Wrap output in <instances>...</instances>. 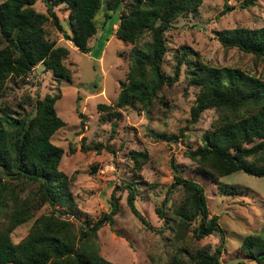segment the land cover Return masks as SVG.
Instances as JSON below:
<instances>
[{
  "label": "rangeland",
  "instance_id": "1",
  "mask_svg": "<svg viewBox=\"0 0 264 264\" xmlns=\"http://www.w3.org/2000/svg\"><path fill=\"white\" fill-rule=\"evenodd\" d=\"M106 1L100 0L92 16L95 31L87 39L86 52L65 39L50 17L42 23L43 36L67 48L61 62L69 70V78H57L37 62L24 76L8 77L1 92L0 108H9L10 112L24 110L28 115L33 112L30 103L35 98L45 93L59 94L53 107L63 124L49 139L63 150L57 168L68 177L70 194L67 203H57L55 207L73 209L76 222L84 218L91 222L109 210L112 192L117 209L111 224L105 222L96 230V243L99 254L114 264H164L173 256L185 263L195 251L212 253L218 245L217 257L222 264H264V258L256 262L242 247L245 236L262 234L264 175L238 169L212 178L196 170V160L187 151L202 144L203 133L212 128L218 114L216 108H204L194 122L189 119L190 105L199 88L190 81L193 67L234 66L264 78V57L223 45L217 37L222 30L264 25V0H201L197 8L183 10L170 20L163 32L161 71L169 78L178 63V75L170 84L163 83L145 106L135 99L115 105L119 82L126 80L134 51L132 43L114 33L118 11L107 17ZM33 7L45 12L41 0H35ZM53 10L61 27L69 33L65 5H53ZM148 37V32H144L136 47L143 48ZM97 103L103 106L99 108ZM11 116L18 117L12 112ZM69 145L75 149L69 151ZM138 154L142 155L137 157ZM172 165L180 176L201 186L207 215H217L222 239L217 231L201 237L193 235L199 214L186 219L182 235L176 239V210L181 203H188L189 192L181 184L167 190L173 179ZM123 184L133 186L134 206L146 223L130 212ZM226 186L237 191H224L228 190ZM32 188L25 181L20 193L27 194ZM156 207H161L163 216ZM48 210L50 206L41 203L33 216ZM68 211H63L64 215ZM31 220L10 231L12 241L25 234Z\"/></svg>",
  "mask_w": 264,
  "mask_h": 264
},
{
  "label": "trees",
  "instance_id": "2",
  "mask_svg": "<svg viewBox=\"0 0 264 264\" xmlns=\"http://www.w3.org/2000/svg\"><path fill=\"white\" fill-rule=\"evenodd\" d=\"M34 1H0V97L8 77L24 76L37 62H41L45 69L49 68L57 78H69V70L61 62L67 48L55 45L43 36L42 23L48 17L76 49L82 52L89 50L87 39L95 31L92 16L100 0H41L45 12L34 9ZM200 2H105L107 17L118 11L114 33L123 41L132 43L134 51L126 80L119 82L116 106L129 104L131 99L148 105L163 83L170 84L177 78L178 63L169 78L161 71V58L165 51L163 32L170 20L183 10L197 8ZM58 3H63L68 10L69 33L61 27L53 10V5ZM243 3H252V0H244ZM144 32H148L149 37L143 48H137L136 41ZM217 37L223 45L236 46L255 57H264V25L222 30ZM190 81L199 85L190 105L191 122L204 108L218 110L212 128L202 135V144L187 150L189 156L196 160V170L212 178L238 169L248 174L264 175V78L234 66L198 64L191 69ZM58 96L45 93L35 98L30 103L33 112L29 115L24 110H13L11 112L18 116L13 117L9 108H0V264H114L99 254L96 243V230L105 222L110 225L117 209L116 196L113 197L112 192L109 210L91 222L87 218L76 222L73 209L68 211L55 207L57 203H67L70 194L68 177L57 168L63 150L49 139L53 131L63 124L53 107ZM102 106V103H97V107ZM75 109L82 116L77 105ZM153 136L160 138L157 134ZM79 147L84 148L82 144ZM68 149L73 151L75 148L69 145ZM172 170L173 179L167 190L181 184L189 192L188 203H181L176 210V239L182 235L186 219L196 214H199V220L192 229L195 237L217 231L222 239L223 230L217 223V215H207L201 186L180 176L174 165ZM25 181L33 185L27 194L20 193ZM123 186L130 212L146 223L134 206L133 186ZM226 189L224 191L234 188L226 186ZM41 203L49 205L50 210L33 216ZM155 210L163 216L161 207ZM63 211H68L67 215ZM31 218L25 234L12 241L10 231ZM261 232L245 236L242 246L245 254L258 263L264 258V223ZM219 251L218 245L212 253L195 251L185 263L173 256L164 264H222L217 257Z\"/></svg>",
  "mask_w": 264,
  "mask_h": 264
},
{
  "label": "water",
  "instance_id": "3",
  "mask_svg": "<svg viewBox=\"0 0 264 264\" xmlns=\"http://www.w3.org/2000/svg\"><path fill=\"white\" fill-rule=\"evenodd\" d=\"M234 259H238V258H234Z\"/></svg>",
  "mask_w": 264,
  "mask_h": 264
}]
</instances>
